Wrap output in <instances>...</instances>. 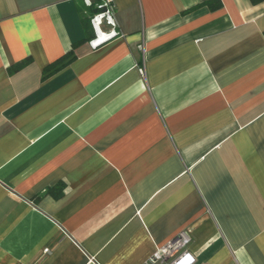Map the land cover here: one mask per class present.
I'll list each match as a JSON object with an SVG mask.
<instances>
[{"label": "crops", "instance_id": "1", "mask_svg": "<svg viewBox=\"0 0 264 264\" xmlns=\"http://www.w3.org/2000/svg\"><path fill=\"white\" fill-rule=\"evenodd\" d=\"M112 3L0 0V264H264V0Z\"/></svg>", "mask_w": 264, "mask_h": 264}, {"label": "built area", "instance_id": "2", "mask_svg": "<svg viewBox=\"0 0 264 264\" xmlns=\"http://www.w3.org/2000/svg\"><path fill=\"white\" fill-rule=\"evenodd\" d=\"M98 8H104V12H101L91 18L90 23L92 27L94 28V18L98 15L104 14L99 26L105 24L106 26L114 28L115 23H109V18L113 20L114 13V5L112 0H101V4L98 5ZM189 243L190 237L186 233H182L176 239L170 241L162 249L157 250L148 259L146 264H195V259L187 251V246ZM46 252L47 250H45V253Z\"/></svg>", "mask_w": 264, "mask_h": 264}, {"label": "trees", "instance_id": "3", "mask_svg": "<svg viewBox=\"0 0 264 264\" xmlns=\"http://www.w3.org/2000/svg\"><path fill=\"white\" fill-rule=\"evenodd\" d=\"M263 0H250L252 4H257L259 2H262ZM101 4V0H98L95 4H90L88 7L87 12L85 13L84 19H82V25L84 29L87 31L89 27L91 26L90 20L93 16L104 12V8L99 9L98 5ZM210 9H215L218 7V5H214L212 3H207ZM88 40V38H86ZM74 60V54L73 51H70L66 53L64 56L56 60L54 63L50 64L48 67H46L43 70L44 77L49 76L51 74L56 73L57 71L61 70L65 66H67L70 62ZM27 62L24 60L10 68V72L17 71L20 68H22Z\"/></svg>", "mask_w": 264, "mask_h": 264}, {"label": "clouds", "instance_id": "4", "mask_svg": "<svg viewBox=\"0 0 264 264\" xmlns=\"http://www.w3.org/2000/svg\"><path fill=\"white\" fill-rule=\"evenodd\" d=\"M86 4H90V0H85ZM103 15L104 14H101V15H98L94 18V21H93V24H94V28H95V31L97 33V39L95 41H91V45L93 48L97 47L99 44L105 42L107 39L110 38V35H106L104 33H102L99 29V24L101 22V20L103 19ZM109 23L112 24L114 23V21L109 18ZM112 35H114V33H112Z\"/></svg>", "mask_w": 264, "mask_h": 264}]
</instances>
